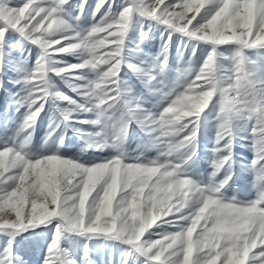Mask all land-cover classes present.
Segmentation results:
<instances>
[{"label": "snow or ice", "instance_id": "1", "mask_svg": "<svg viewBox=\"0 0 264 264\" xmlns=\"http://www.w3.org/2000/svg\"><path fill=\"white\" fill-rule=\"evenodd\" d=\"M86 3L81 0V12ZM71 7L70 0H0V88L12 67L21 85L12 95L17 110L24 109L14 128L5 124L0 132V264H31L37 249L38 264H93L80 238L126 245L120 264H264V0H97L87 28ZM135 16L168 31L150 62L128 58L138 51L126 43ZM150 32L141 26V40ZM174 33L188 38L178 45L181 56L189 45L191 51L187 68L168 87ZM12 34L19 39L13 42ZM224 45L234 46L230 54ZM68 54L77 62L58 58ZM125 67L158 97V111L125 83ZM53 77L75 95L61 91ZM53 97L67 106L57 108L47 145L35 151L37 121ZM209 105L217 121L213 170L200 179L190 169ZM133 122L156 157L125 150ZM62 126L74 127L87 148L111 154L85 162L61 152L55 141ZM239 131L253 153L245 167L254 195L243 200L226 194L237 175ZM161 225L168 228L157 231Z\"/></svg>", "mask_w": 264, "mask_h": 264}, {"label": "rangeland", "instance_id": "2", "mask_svg": "<svg viewBox=\"0 0 264 264\" xmlns=\"http://www.w3.org/2000/svg\"><path fill=\"white\" fill-rule=\"evenodd\" d=\"M72 5L70 13L72 17L80 16L79 24L83 28L89 27L93 23V10L96 7L97 0H87V3L84 5L83 11L79 5L81 0H70ZM116 4H120V0H116ZM107 6L102 8L99 13L96 15L98 20L101 15L106 11ZM141 26L144 30H147L151 27V32L147 38L141 40L140 32ZM163 33V35H161ZM13 35V42L19 39V37ZM168 38V31L165 30L163 25H158L155 21L149 20L144 17L135 16L132 19L131 27L127 32L126 43L129 50H138L131 52L129 54V59L138 63L139 61H151L157 56L161 50V46ZM187 37H181L179 33H174L172 40L170 42L168 52H167V71L164 76L165 84L168 87H171L172 84L176 81L178 77L179 70H183L188 66V57L191 51V45H189V50L183 53L181 56V51L178 50V45L182 43H187ZM205 46H202V49ZM233 45H224L222 51L225 54H230L233 50ZM200 51V50H198ZM19 54L14 51L13 56L16 57ZM37 49L32 48L31 60L36 59ZM250 55H258L257 53H250ZM68 63H76L77 56L73 54L64 55L58 57ZM19 73L16 70H13L12 67H6L5 73L2 77L3 79V88H0V132L3 131L5 124L8 125L9 129H12L16 126L17 123L24 116V109L20 108L17 110V105L14 101L13 93H16L20 90L21 85L14 83L15 80L19 78ZM89 77H93L94 73H88ZM121 77L125 83L131 86L137 94H144L147 100L146 107L152 108L154 111H158L159 108L157 105L158 97L151 96L147 94V89L144 84L138 79L137 75L125 67L121 72ZM59 89L63 92L68 93L70 96H74L75 93H72L67 86L60 80L58 77H53ZM83 102V101H82ZM67 106L64 102L58 101L53 97L48 105L46 106L44 112L41 113L40 119L37 121L36 129L34 136L31 140V145L33 150L38 151L44 148L47 145L45 141V133L49 127L50 118L57 112L58 107ZM81 119L93 118L92 113H79ZM216 109L213 105H209L208 109L205 110V113L202 116L199 135L197 137V155L195 157L194 163L191 165V173L196 178L207 179L211 171V159L213 156L212 148L214 146L213 142L216 136L217 131V121L215 119ZM74 127L83 128L88 131L93 130V126L90 124H76ZM74 127L64 128L63 126L58 132H62V138L56 139V144L59 146L60 151L67 155L79 154L82 161H95L101 157L108 156L111 154L110 148H105L103 151H96L91 148L86 147V139L82 137L81 134L77 133L74 130ZM246 135L243 131H239L237 136L236 143L234 145L233 151L235 154L236 165L235 171L237 175L233 176L232 188L228 190L227 195L231 196L233 194L237 195L240 199H249L254 195V192L251 190L248 180L250 179V172L246 170V165L253 158V153L248 147L250 143L249 140L243 139ZM125 150L131 154L135 155L139 152H143L145 156L149 158H154L158 154V150L151 148L148 145V137L145 133L133 122L128 130L126 139H125ZM232 183V182H230ZM168 225H161L157 228V231L162 229H167ZM27 235V233H25ZM40 236H47V232L39 233ZM43 243V241H41ZM79 244L81 248L84 244H87L91 249V259L93 264H120L122 260V249H125L127 246L120 244L115 240H104V239H86L80 238ZM42 258L40 249H37L36 254L32 257L31 264H38L39 259ZM131 264V261H129Z\"/></svg>", "mask_w": 264, "mask_h": 264}]
</instances>
